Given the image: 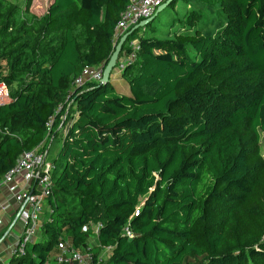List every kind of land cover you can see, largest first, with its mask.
Wrapping results in <instances>:
<instances>
[{
	"label": "trees",
	"instance_id": "obj_1",
	"mask_svg": "<svg viewBox=\"0 0 264 264\" xmlns=\"http://www.w3.org/2000/svg\"><path fill=\"white\" fill-rule=\"evenodd\" d=\"M130 1L68 0L38 15L33 0H0L11 97L0 104V179L68 124L46 238L9 264H47L62 241L87 248L97 223L106 264H264V0H172L124 44L118 61L139 45L119 63L129 92L111 77L75 86L113 54Z\"/></svg>",
	"mask_w": 264,
	"mask_h": 264
},
{
	"label": "built area",
	"instance_id": "obj_2",
	"mask_svg": "<svg viewBox=\"0 0 264 264\" xmlns=\"http://www.w3.org/2000/svg\"><path fill=\"white\" fill-rule=\"evenodd\" d=\"M166 0H131L126 9L121 14V18L117 24L115 39L118 40L125 33L130 31L140 21L147 19L154 15L158 7ZM133 52L127 55L124 62L136 59V52L139 49L138 43L135 41L130 43ZM124 68V63L121 64ZM104 76V64L95 66H86L81 73L75 78L74 85L80 86L87 81L101 82ZM11 99L9 86L6 82H0V104L6 103ZM72 102L67 106V111L63 118L65 119L70 112ZM62 106L59 107L61 111ZM79 115V111L75 109L71 113L73 118ZM54 119L50 120L49 132L53 126ZM50 147L46 149L37 147L30 151H25L18 159L16 164L0 179V187L8 181L21 176L24 185L21 187L17 185L10 186L13 197L19 204L20 216L25 223L22 235L19 238L14 254L23 256L30 249L31 238L36 234L38 229H41L43 220L41 221L40 211L42 210L43 202L52 194L54 182L52 175L54 172V163L50 157ZM101 223L93 224V233L98 234ZM85 229H88L86 227ZM126 233L132 235V231L126 227ZM109 254L104 258L102 253L96 256L90 248L76 249L69 242L62 241L59 243V252L55 259L59 264H106L109 258L112 247L106 246Z\"/></svg>",
	"mask_w": 264,
	"mask_h": 264
},
{
	"label": "rangeland",
	"instance_id": "obj_3",
	"mask_svg": "<svg viewBox=\"0 0 264 264\" xmlns=\"http://www.w3.org/2000/svg\"><path fill=\"white\" fill-rule=\"evenodd\" d=\"M10 1H15V2H20L23 0H10ZM68 0H33V4H32V11L33 13H36L38 15H42L45 12H47L51 7H54L55 5H59L62 3L67 2ZM180 5V4H179ZM178 9L180 8V6L177 7ZM171 10V7L167 6V8L165 9V11L161 14H159L156 22H160L161 20H163L166 16V14L169 13V11ZM144 28H141V30L139 31V34H143L144 33ZM125 53L123 52L122 57H125ZM122 57L120 58V61H118V64L116 65V67L113 69L112 73H111V80L115 83L116 87L119 90L125 91V92H129L130 88H129V84L127 79L124 78L121 68H120V64L122 62ZM120 63V64H119ZM61 139L60 137L57 138L54 143L53 146L51 148V152H50V157L54 158L57 153L58 150L61 146ZM261 143H262V150L264 153V132H261ZM49 211H48V205H47V201L45 200L43 202V206H42V210L40 211V215H41V221L46 219L48 217ZM22 221L19 219V221L15 224V226L13 227V229L10 231V233H8L6 236L5 234L0 238V240H2V243L0 244V259L2 260L6 255L8 257V261L2 264H8L9 260L12 258L13 256V251L15 248V245L18 241V239L20 238V236L23 233L22 229ZM41 232V229H38L37 232ZM36 232V233H37ZM46 236L41 232V237L40 239H45ZM37 241V239H35V235L31 238V242H35ZM88 244H99V239L96 236V234H92L90 235V238L87 241ZM101 249V253L103 255L104 258L108 257V250L104 249L105 246H101L99 247Z\"/></svg>",
	"mask_w": 264,
	"mask_h": 264
},
{
	"label": "crops",
	"instance_id": "obj_4",
	"mask_svg": "<svg viewBox=\"0 0 264 264\" xmlns=\"http://www.w3.org/2000/svg\"><path fill=\"white\" fill-rule=\"evenodd\" d=\"M125 59H126V53H125V57H122V59H121L122 62H124ZM66 111H67V108H66ZM66 111H65V113H66ZM65 113H64V115H65ZM67 129H68V124L64 128H62L60 126L56 130V132L50 138V143H49L50 149L52 148L53 143L57 138L60 137L61 141L63 140V137H64ZM13 185H17L19 187L24 185L22 177L18 176L16 178L8 181L7 183L3 184V186L0 187V238L4 234L6 236L8 233H10V231L13 229V227L19 221V219L23 223L22 229H24V227H25V223L20 216L21 208H20L19 204L16 202V200L14 199L12 191L10 190V186H13ZM41 232H42V230H41ZM41 232L39 231L35 234V239L40 240ZM18 241H19V239H18ZM18 241H17V243H18ZM1 243H2V240H0V244ZM87 247H101V244L100 243L96 244V245L95 244L94 245L88 244ZM15 248H16V245H15ZM15 248H14V251H15ZM84 248H86V247H84ZM14 251H13V254H14ZM94 253L100 254L98 251H94ZM56 255L57 254L52 255L51 259L49 260V262H47V264H59L55 259ZM7 261H8V257L6 255L2 260L0 259V264L5 263Z\"/></svg>",
	"mask_w": 264,
	"mask_h": 264
},
{
	"label": "water",
	"instance_id": "obj_5",
	"mask_svg": "<svg viewBox=\"0 0 264 264\" xmlns=\"http://www.w3.org/2000/svg\"><path fill=\"white\" fill-rule=\"evenodd\" d=\"M172 0H167L165 1L163 4H161L156 13L154 15H152L151 17L144 19L142 21H140L137 25H135L130 31H128L127 33H125L120 40L118 41V43L115 46V50L113 52V54L111 55V57L109 58L108 61L105 62L104 64V76L102 81L100 82V84H105L110 80V76L111 73L113 71V69L116 67L117 63H118V58L119 55L121 53V51L123 50L124 44L127 41L128 36L134 32L136 29H138L139 27H143L146 26L147 24H149L151 21L154 20V18L157 16V14L163 10L164 8H166ZM9 264V263H8Z\"/></svg>",
	"mask_w": 264,
	"mask_h": 264
}]
</instances>
